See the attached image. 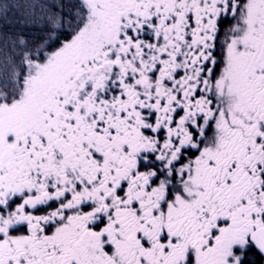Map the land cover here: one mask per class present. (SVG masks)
Masks as SVG:
<instances>
[{
    "label": "snow or ice",
    "instance_id": "6c2138e0",
    "mask_svg": "<svg viewBox=\"0 0 264 264\" xmlns=\"http://www.w3.org/2000/svg\"><path fill=\"white\" fill-rule=\"evenodd\" d=\"M0 264H264V0H0Z\"/></svg>",
    "mask_w": 264,
    "mask_h": 264
}]
</instances>
